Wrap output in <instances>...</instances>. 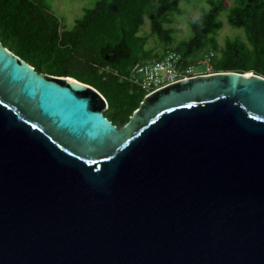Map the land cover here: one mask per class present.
I'll return each mask as SVG.
<instances>
[{"label":"water","instance_id":"1","mask_svg":"<svg viewBox=\"0 0 264 264\" xmlns=\"http://www.w3.org/2000/svg\"><path fill=\"white\" fill-rule=\"evenodd\" d=\"M107 107L0 41V264H264V77Z\"/></svg>","mask_w":264,"mask_h":264},{"label":"trees","instance_id":"2","mask_svg":"<svg viewBox=\"0 0 264 264\" xmlns=\"http://www.w3.org/2000/svg\"><path fill=\"white\" fill-rule=\"evenodd\" d=\"M182 1L96 0L66 29L40 0H0V41L37 71L68 75L97 89L106 99L105 115L116 125L126 123L143 101L146 90L130 79L138 62L162 58L169 51L182 64H195L209 51L215 72L253 71L264 77V0H207L200 16L189 20L192 33L175 43V15H183ZM227 22L243 29L221 46L216 34ZM149 21V32H141ZM156 40L163 52L149 47Z\"/></svg>","mask_w":264,"mask_h":264},{"label":"rangeland","instance_id":"3","mask_svg":"<svg viewBox=\"0 0 264 264\" xmlns=\"http://www.w3.org/2000/svg\"><path fill=\"white\" fill-rule=\"evenodd\" d=\"M43 4L51 9L55 15L61 19L62 25L66 29H71L76 19L83 16L85 13V9L92 7L95 4L96 0H40ZM232 4V0H228V5ZM184 9L185 13L183 15H175V25L177 26L175 43L180 41L181 39H186L192 33L191 27L189 25V20L192 17H199L202 8L208 7L207 0H191V2L182 1L180 4ZM229 10L225 9L220 19L223 20L224 25L216 34L217 41L222 46L227 38H235L236 36L241 35L244 37L243 29H237L232 27L227 22V14ZM150 29L149 21L142 26L141 32L148 33ZM149 47L155 48L158 52H163L164 47L161 46L156 40L150 39L148 42ZM196 65V64H195ZM197 71H203L205 69L204 65H196Z\"/></svg>","mask_w":264,"mask_h":264},{"label":"built area","instance_id":"4","mask_svg":"<svg viewBox=\"0 0 264 264\" xmlns=\"http://www.w3.org/2000/svg\"><path fill=\"white\" fill-rule=\"evenodd\" d=\"M213 56V51L205 53L195 63L204 65L205 69L197 71L195 64L183 65L182 56L178 52L169 51L162 58H152L134 64L131 68L130 79L145 89L146 95H149L182 79L216 73L211 63Z\"/></svg>","mask_w":264,"mask_h":264}]
</instances>
